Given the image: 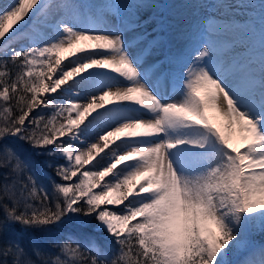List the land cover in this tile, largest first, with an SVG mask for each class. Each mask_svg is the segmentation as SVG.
I'll return each instance as SVG.
<instances>
[{
    "label": "snow or ice",
    "instance_id": "1",
    "mask_svg": "<svg viewBox=\"0 0 264 264\" xmlns=\"http://www.w3.org/2000/svg\"><path fill=\"white\" fill-rule=\"evenodd\" d=\"M160 3L0 0V264H264V0Z\"/></svg>",
    "mask_w": 264,
    "mask_h": 264
},
{
    "label": "bare ground",
    "instance_id": "2",
    "mask_svg": "<svg viewBox=\"0 0 264 264\" xmlns=\"http://www.w3.org/2000/svg\"><path fill=\"white\" fill-rule=\"evenodd\" d=\"M184 4L182 3V0H161L160 3V10L165 14L168 15L171 12L183 9ZM243 14V13H242ZM18 26L15 24V22H11L9 24L10 30H14V27ZM21 41H27L26 39L20 40ZM75 50H71V52H74ZM71 52H65L61 53V58H62V66L64 63H68L69 60L72 58ZM90 72L85 73V76H92L94 73H100L102 70L99 69H90ZM100 80L105 79V77H97ZM69 83H72L70 80ZM62 87H67V85H63ZM201 95H204V93H201ZM126 112L129 113H136L137 110L135 108H130V109H125ZM95 113H93L94 115ZM206 115L208 117L209 123L216 128L222 136H224L226 139L232 143V145L238 149H242L244 144H245V137L248 136L249 134L242 131L241 126L238 123L230 122L223 114L221 111H218L217 108H214L212 106H209L206 109ZM91 119V117H86L85 123H87V120ZM93 137H95V133H92ZM66 138V137H65ZM123 138V137H122ZM111 139V138H110ZM120 141H117L119 143ZM114 145L110 144V148L113 147ZM109 149H106L105 151L108 152L110 151ZM101 155H104V153H101ZM195 154L192 153L187 146H185L182 149H179L176 151V159L175 163L177 167H188L191 166L195 163L194 159ZM99 159V157H97ZM95 163V161L93 162ZM127 163V162H125ZM86 167H91V165H87ZM118 169L122 167V165L117 166ZM115 171V170H114ZM154 174V173H150ZM111 178V174L109 177H106L107 179ZM146 179V177H140L137 179V181L134 182V184H139L143 182V180ZM95 191H99V189H95ZM102 207H105L106 205L102 204ZM115 207V206H113Z\"/></svg>",
    "mask_w": 264,
    "mask_h": 264
},
{
    "label": "rangeland",
    "instance_id": "3",
    "mask_svg": "<svg viewBox=\"0 0 264 264\" xmlns=\"http://www.w3.org/2000/svg\"><path fill=\"white\" fill-rule=\"evenodd\" d=\"M17 43H18V46H19L20 44H26V43H28V41H21V42H17ZM245 143H246V140H245ZM24 148L27 149L28 146L27 145H24ZM42 159L43 158H39L38 159V164L40 165L39 168L43 170L44 175L42 176V179H44V180H46L48 182L49 192L51 193V192L54 191V189L52 187V184H51V180L54 179V180H57V182H59V178L55 175V172H53L54 171L53 169L51 170V169L45 168L43 166ZM25 195H27V194L25 193ZM95 223L96 222L93 220L92 221V225H95ZM60 232H65V233H68V234H75V233H80V234L88 233V234H92L93 228H92L91 225L85 227V226L79 225L78 223H74L73 222V223L66 224L64 226L63 230L55 233L54 235L61 236V234L60 235L58 234ZM33 235H34V238H40L41 236H45L46 237L48 234H39V233H37V234H33ZM255 238L257 240L264 239V237H261L259 235H257Z\"/></svg>",
    "mask_w": 264,
    "mask_h": 264
},
{
    "label": "trees",
    "instance_id": "4",
    "mask_svg": "<svg viewBox=\"0 0 264 264\" xmlns=\"http://www.w3.org/2000/svg\"><path fill=\"white\" fill-rule=\"evenodd\" d=\"M40 166V165H39ZM49 169V168H48ZM52 170V169H51ZM54 172V171H53ZM54 180V179H53ZM41 183H43L45 185V187H47L48 191H49V185H48V182L44 179L41 178ZM27 194V193H26ZM59 235L61 234V237L62 236H65L67 235L68 233H65V232H60L58 233Z\"/></svg>",
    "mask_w": 264,
    "mask_h": 264
}]
</instances>
